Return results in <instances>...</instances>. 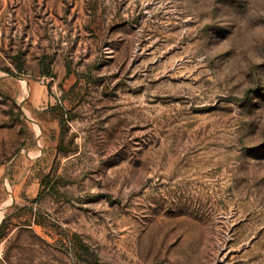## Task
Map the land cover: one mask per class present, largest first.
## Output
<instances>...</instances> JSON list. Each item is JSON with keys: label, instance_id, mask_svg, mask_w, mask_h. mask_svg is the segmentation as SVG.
<instances>
[{"label": "rangeland", "instance_id": "obj_1", "mask_svg": "<svg viewBox=\"0 0 264 264\" xmlns=\"http://www.w3.org/2000/svg\"><path fill=\"white\" fill-rule=\"evenodd\" d=\"M0 224V264H264V0H0Z\"/></svg>", "mask_w": 264, "mask_h": 264}, {"label": "trees", "instance_id": "obj_2", "mask_svg": "<svg viewBox=\"0 0 264 264\" xmlns=\"http://www.w3.org/2000/svg\"><path fill=\"white\" fill-rule=\"evenodd\" d=\"M43 73H45V74H46V73H49V72H48L47 70H44V72H43ZM47 75H48V74H47ZM0 225H2V224H0Z\"/></svg>", "mask_w": 264, "mask_h": 264}]
</instances>
